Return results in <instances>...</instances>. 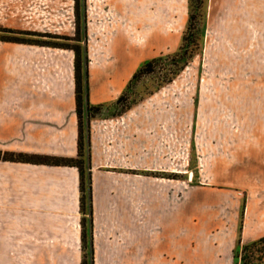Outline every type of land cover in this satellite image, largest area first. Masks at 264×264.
I'll use <instances>...</instances> for the list:
<instances>
[{"label":"crops","instance_id":"0c3cea01","mask_svg":"<svg viewBox=\"0 0 264 264\" xmlns=\"http://www.w3.org/2000/svg\"><path fill=\"white\" fill-rule=\"evenodd\" d=\"M173 2L152 4L156 11L170 13ZM148 5L131 1L127 6L136 16L132 28L119 26L100 38L97 14L87 3L82 44L91 105L117 101L143 62L176 44V23L169 31L154 12L145 18ZM104 6L118 17L129 9L122 0ZM16 10L9 4L2 8L0 26L21 30L31 24ZM66 12L67 22L59 24L66 32L60 34L75 37V5ZM75 57L71 48L0 40L1 152L77 158ZM151 115L136 105L90 120L91 214L86 217L91 220L94 264H237L239 243L264 236V129L232 135L235 141L227 139V144L236 151L230 154L223 152L224 140L217 142V170L231 160L233 173H217L216 183L246 191L237 229H191L190 190L177 192L175 179L143 176L145 169L175 168L170 156L174 116L168 112L166 124H154ZM152 155L151 163L145 160ZM81 197L76 166L0 159V264H83Z\"/></svg>","mask_w":264,"mask_h":264},{"label":"rangeland","instance_id":"374dc122","mask_svg":"<svg viewBox=\"0 0 264 264\" xmlns=\"http://www.w3.org/2000/svg\"><path fill=\"white\" fill-rule=\"evenodd\" d=\"M131 1L135 0H122V3L127 6ZM153 1L144 0L149 3L144 17L154 12L169 31L174 21L176 44L170 41L173 49H165L163 55L155 57L154 71L143 72L134 79L120 101L98 112L85 109L83 122L88 115L115 116L138 105L145 115H154L155 119H150L154 124L156 120L166 124L164 114L169 112L174 116V121L170 122V138L174 139L175 149L170 156L175 158V168L173 171L145 169L144 178L175 179L177 192L184 188L190 190L191 229H237V215L246 203V191L216 183L217 173H233L229 169L231 160L217 170L216 148L220 145L217 142L224 140L223 152L233 153L236 151L233 145L227 144V139L230 143L235 141L232 135L264 129V0H174L170 13L156 11L157 4H152ZM107 2L109 0H78V4L76 0H0V15L2 8L6 9L9 4L15 11L22 10L31 23L21 30L4 26L0 29L32 33L11 34L0 30V38L15 35L57 45H76L74 37L60 34L66 30L60 29L59 24L67 22L66 11L75 5V13L77 7L81 14L78 24L82 28V14L86 12L87 3L97 14L93 18L101 29L97 34L100 38L110 35L108 32L119 26L132 28L135 11L127 6L129 9L122 12L126 19L118 17L114 11L104 9ZM191 12L197 16V21L195 28L187 31ZM181 23L184 29L180 28ZM186 33L187 40L179 50ZM83 36L82 28L79 34L82 46ZM222 135L228 138L223 139ZM151 157L155 156H147L145 160L151 163ZM89 224L87 221L84 225L87 264H91Z\"/></svg>","mask_w":264,"mask_h":264},{"label":"trees","instance_id":"16d2710c","mask_svg":"<svg viewBox=\"0 0 264 264\" xmlns=\"http://www.w3.org/2000/svg\"><path fill=\"white\" fill-rule=\"evenodd\" d=\"M195 0H191L193 2ZM199 0H197L198 2ZM78 4V0H76ZM76 23H77V33L73 40L77 41L76 45H66V44H53L47 41H38V40H29L14 36L9 37H1L0 40L11 41L17 43H29V44H40V45H49L55 47H65L71 48L75 51V79H76V99H77V112L79 116V151L77 158H62V157H51V156H43V155H30L24 153H3L0 151V159L12 160V161H21V162H32V163H43V164H52V165H69L76 166L80 171L81 177V210L85 215L82 220L83 225V248L85 249V244L87 240V232L85 228V222H89L91 224V220L89 217H86V214H91V193H90V178L91 174L89 171L90 168V120L94 115H88L86 122H83V114L85 109H93L95 111H100L102 108L101 105L93 106L90 104L89 100V84H88V57L86 55L84 47L80 44L81 39L79 38V34L81 29L85 28L86 23V14H82L83 18V26H79L78 21L81 18V14L78 12L76 7ZM197 21V16L195 13L191 12L189 15V24L187 31L195 28V22ZM2 31L9 32L11 34L16 33H24V34H32L26 32L15 31L12 29H0ZM43 36H51V35H43ZM64 39H71L62 37ZM187 40V33L183 37V42L179 48L181 50L184 46V41ZM156 58H152L142 63L139 69L134 73L133 77L129 81L128 85L136 79L143 72H153V63ZM122 99V96L119 97V101ZM85 164L87 167L85 168ZM85 169L87 171H85ZM86 175V178H85ZM86 179V180H85ZM86 181V182H85ZM85 188L87 192L85 193ZM89 224V225H90ZM89 237V245H90V253H91V264H94L93 260V240H92V229H89L88 232ZM234 257L237 264H264V236L256 239L252 242L243 244L239 243L238 247L234 251ZM83 264H87L86 256H84Z\"/></svg>","mask_w":264,"mask_h":264}]
</instances>
